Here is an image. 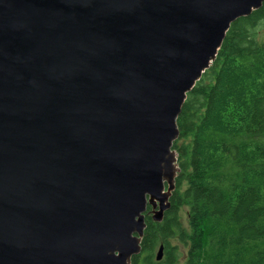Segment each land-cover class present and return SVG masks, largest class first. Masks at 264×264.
<instances>
[{
    "label": "water",
    "instance_id": "1",
    "mask_svg": "<svg viewBox=\"0 0 264 264\" xmlns=\"http://www.w3.org/2000/svg\"><path fill=\"white\" fill-rule=\"evenodd\" d=\"M263 2L0 0V264H130L187 92Z\"/></svg>",
    "mask_w": 264,
    "mask_h": 264
},
{
    "label": "trees",
    "instance_id": "2",
    "mask_svg": "<svg viewBox=\"0 0 264 264\" xmlns=\"http://www.w3.org/2000/svg\"><path fill=\"white\" fill-rule=\"evenodd\" d=\"M176 121L170 206L160 221L147 206L131 264H178L172 239L187 247L184 264H264V2L231 23Z\"/></svg>",
    "mask_w": 264,
    "mask_h": 264
},
{
    "label": "rangeland",
    "instance_id": "3",
    "mask_svg": "<svg viewBox=\"0 0 264 264\" xmlns=\"http://www.w3.org/2000/svg\"><path fill=\"white\" fill-rule=\"evenodd\" d=\"M172 146H173V144H172ZM172 149H173V147H172ZM174 152H175V156L177 158V153H176L175 150H174ZM176 165H177V162H176ZM153 213H154V211L152 210L149 214L152 215ZM180 218H181V222H182L183 227L188 231L189 230V224H188V215H187V208L186 207L182 208V210L180 212ZM171 244L177 245L178 250L180 251V253H179V263L178 264H184L185 253H186L187 247L185 245H183L182 243H180L176 239H172L171 240Z\"/></svg>",
    "mask_w": 264,
    "mask_h": 264
},
{
    "label": "flooded vegetation",
    "instance_id": "4",
    "mask_svg": "<svg viewBox=\"0 0 264 264\" xmlns=\"http://www.w3.org/2000/svg\"><path fill=\"white\" fill-rule=\"evenodd\" d=\"M150 207L149 213L153 210V206L152 205H148ZM146 210H148V208H146ZM148 214V213H147ZM132 259V258H131ZM157 261V260H156ZM131 264V261H130Z\"/></svg>",
    "mask_w": 264,
    "mask_h": 264
},
{
    "label": "bare ground",
    "instance_id": "5",
    "mask_svg": "<svg viewBox=\"0 0 264 264\" xmlns=\"http://www.w3.org/2000/svg\"><path fill=\"white\" fill-rule=\"evenodd\" d=\"M177 171H178V168H177Z\"/></svg>",
    "mask_w": 264,
    "mask_h": 264
}]
</instances>
